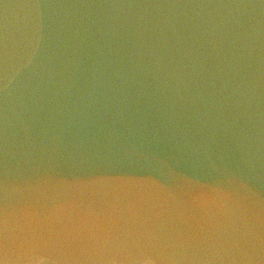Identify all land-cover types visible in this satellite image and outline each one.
<instances>
[{"label": "water", "instance_id": "95a60500", "mask_svg": "<svg viewBox=\"0 0 264 264\" xmlns=\"http://www.w3.org/2000/svg\"><path fill=\"white\" fill-rule=\"evenodd\" d=\"M0 264H264V0H0Z\"/></svg>", "mask_w": 264, "mask_h": 264}]
</instances>
